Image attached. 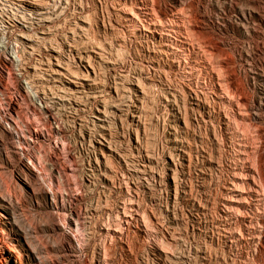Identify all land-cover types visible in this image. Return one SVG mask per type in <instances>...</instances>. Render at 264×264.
I'll return each instance as SVG.
<instances>
[{
  "label": "rangeland",
  "instance_id": "rangeland-1",
  "mask_svg": "<svg viewBox=\"0 0 264 264\" xmlns=\"http://www.w3.org/2000/svg\"><path fill=\"white\" fill-rule=\"evenodd\" d=\"M246 2L0 0V264H264V8ZM242 146L257 243L223 202Z\"/></svg>",
  "mask_w": 264,
  "mask_h": 264
},
{
  "label": "bare ground",
  "instance_id": "bare-ground-1",
  "mask_svg": "<svg viewBox=\"0 0 264 264\" xmlns=\"http://www.w3.org/2000/svg\"><path fill=\"white\" fill-rule=\"evenodd\" d=\"M246 4L248 5L247 9H244L241 7L242 9V13L244 16H246L247 14H250L252 12L253 9L256 10H260L262 8H264V0H247ZM41 13V12H39ZM151 32H154L152 29L150 30ZM55 57V63L53 64V67L51 69V76L55 79H61V76L63 74L66 75L67 78V90L66 92H71V93H80L83 91L85 85H87L86 80H90L88 77H85L83 75H80L76 72H73V70L69 67V66H63L61 64V59L59 57V55H54ZM90 65V63H88ZM91 66V65H90ZM230 80L227 77V85L229 89H232V86L229 84ZM94 87H98V82H96L94 84ZM216 94V93H215ZM222 96V95H221ZM230 98V97H229ZM233 102V101H232ZM244 103L242 101H236V105L237 107L241 110V106ZM235 105V104H234ZM238 109V110H239ZM239 113V112H238ZM225 119H226V114L224 115ZM96 117L98 120L101 121V123L103 122V125L105 124V122L107 121V114L105 113V107L102 106L98 109V113L96 114ZM235 118V117H234ZM228 120V118L226 119ZM227 122V121H226ZM101 143L100 145V149L102 150V152L105 150V147H103V145H105L102 141L99 142ZM256 144V143H255ZM252 148L250 149V151H248L247 148H245V146H242L240 149V160L242 161L241 165H236L235 168V173H234V178L230 179V182L228 184V186H226V195L224 197V204L226 205V210H225V214L229 215V216H234L235 217V221L236 222H240L241 220H246L245 218L248 217L249 220L245 222V224L250 227L247 228L249 229V231H251L250 234V240L251 242H259L261 240V237L263 236V230L261 229H254L253 228V211H254V207L257 206L258 202H259V198L254 196L253 200V204H251L252 202L247 201V197L248 195H243L240 194V198H238L235 194H233L232 190H235V186L239 185L240 183L247 185V187H252L254 188L253 191H255V194L259 193V188L260 185L258 183L257 180V176H258V171L254 165V157H252L258 150L259 146H251ZM110 148V147H109ZM252 154V155H251ZM143 164V163H142ZM138 166V165H137ZM145 167V165H144ZM137 171V170H136ZM237 177V178H236ZM241 177V180H239V178ZM238 179V180H237ZM247 179V180H245ZM246 187V186H245ZM251 188V189H252ZM261 189V188H260ZM257 192V193H256ZM262 192V191H261ZM251 194V193H250ZM252 196V195H251ZM250 197V196H249ZM238 201V200H245L246 202L240 206L238 204H236V202L233 201ZM249 200V199H248ZM243 210L245 212L244 218H240V211ZM256 214V213H255ZM121 218H119L120 220V227L122 226V224H130L131 223V219L129 216H127L126 214H123L120 216ZM132 218V217H131ZM119 224V222H118ZM231 225V224H230ZM250 225V226H249ZM252 225V226H251ZM227 226V225H226ZM124 227V226H123ZM246 227V226H245ZM252 228V229H251ZM257 228V227H256ZM122 229V227H121ZM251 229V230H250ZM1 230V229H0ZM118 231V232H117ZM122 230L120 229H115L113 231H110L108 229L107 233L108 235L111 236H117L118 234H120ZM239 231V230H238ZM1 232V231H0ZM227 233L232 238H235V240H237V242L239 241L240 243L243 242L242 240V232L239 231L236 235V233H234L230 228L227 230ZM225 234V233H224ZM226 236V235H225ZM122 236H120L121 238ZM256 242V243H257ZM243 244V243H242ZM241 244V245H242ZM11 249V248H10ZM205 257V256H204ZM203 259V258H202ZM206 262V261H205Z\"/></svg>",
  "mask_w": 264,
  "mask_h": 264
}]
</instances>
